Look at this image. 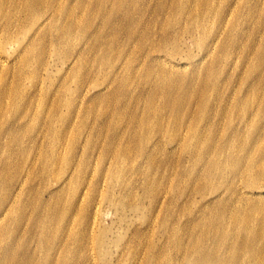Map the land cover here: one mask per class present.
<instances>
[{"label":"rangeland","instance_id":"obj_1","mask_svg":"<svg viewBox=\"0 0 264 264\" xmlns=\"http://www.w3.org/2000/svg\"><path fill=\"white\" fill-rule=\"evenodd\" d=\"M262 176L264 0H0V264H264Z\"/></svg>","mask_w":264,"mask_h":264},{"label":"bare ground","instance_id":"obj_2","mask_svg":"<svg viewBox=\"0 0 264 264\" xmlns=\"http://www.w3.org/2000/svg\"><path fill=\"white\" fill-rule=\"evenodd\" d=\"M246 170H251V169H245V172H246ZM260 180H262V182L263 183H260L261 181ZM258 183H260V184H258ZM259 186H264V176H262V178H260L259 179V181L256 183V184H254L253 182H251V184L249 185V188L250 189H252V188H254V187H259ZM257 206L256 205H250L249 206V209H254V208H256ZM245 230V229H244ZM251 236H254V235H251ZM222 237H224V234H223V236ZM250 237V236H249ZM249 237H248V239H249ZM255 237V236H254ZM228 239V238H227ZM238 241V240H237ZM242 243V242H241ZM253 243H255V240L253 239V238H251L250 240H245L244 242H243V244L241 245H238L237 246V248H241V247H245L247 250H244V251H246L245 253H244V257H246L247 258V261L249 260V259H252L253 257H259V259H261L262 258V256H261V254H257V252H254L253 251V249H252V247H253ZM236 242L235 241H231L230 242V245H228V247L230 246H232V245H234L233 247H231L232 249H237L236 248ZM259 248H261V246L259 247ZM230 249V248H229ZM259 251H262L261 249H259ZM234 258V257H233ZM240 260H241V262L239 263V264H241L242 263V260H243V258H240ZM230 261L233 263V262H235V260L234 259H232V257H231V259H230ZM243 264H245V263H243Z\"/></svg>","mask_w":264,"mask_h":264}]
</instances>
